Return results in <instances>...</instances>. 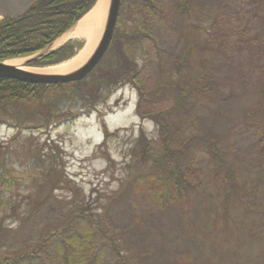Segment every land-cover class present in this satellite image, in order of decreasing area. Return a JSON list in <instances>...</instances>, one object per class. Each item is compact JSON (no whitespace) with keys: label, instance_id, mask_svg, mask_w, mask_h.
I'll list each match as a JSON object with an SVG mask.
<instances>
[{"label":"rangeland","instance_id":"rangeland-1","mask_svg":"<svg viewBox=\"0 0 264 264\" xmlns=\"http://www.w3.org/2000/svg\"><path fill=\"white\" fill-rule=\"evenodd\" d=\"M34 1L0 0L1 17L23 13ZM156 1L158 12L151 3L121 0L117 21L124 38L135 41L123 46L139 69L135 80L151 92L140 101L145 118L137 114L134 88L100 87L90 111L77 91L56 97L55 124L46 132L16 134L0 125V255L47 240L32 264H62L56 231H64L94 241L96 251L84 253L82 264L263 263L264 122L256 106L264 88V2ZM116 59L110 50L95 74ZM95 74L79 90L92 86ZM180 104L185 109L177 110ZM166 110L168 124L179 129L175 143L188 146L186 163L201 182L185 203L177 196L157 200L155 179L143 170L150 164L128 167L125 156L140 132L159 150L147 115ZM47 139L59 151L45 147ZM75 261L70 256L69 264Z\"/></svg>","mask_w":264,"mask_h":264},{"label":"trees","instance_id":"trees-1","mask_svg":"<svg viewBox=\"0 0 264 264\" xmlns=\"http://www.w3.org/2000/svg\"><path fill=\"white\" fill-rule=\"evenodd\" d=\"M96 1L35 0L33 5L21 15L3 19L0 21V61L13 57H26L40 52L73 27L94 6ZM141 1L144 4H153L151 8L158 12L155 4L160 2L156 0ZM261 2H264V0H261ZM122 6L123 4L121 3L120 14ZM261 24H264V20ZM135 38H138V36H135ZM125 42L132 44L135 41L133 38H124L122 30L117 25L109 49L105 53L106 55L110 50H113L117 57L115 65L110 70H102L96 74L95 71L98 69L99 64L95 66L87 75L89 77L95 74V85L87 86L84 90H79L78 87L84 79L59 84H30L10 78H1L0 125L6 124L14 128L16 134H20L22 131L33 132L34 130L46 132L55 124L53 120H55L56 115L52 111V104L56 97L64 94L63 92L77 91L80 98L85 103H88L87 111H90L91 109H97L95 105L98 101L93 102V100H95L97 90L100 87H108L111 91L123 86L134 88L138 93L139 100L138 108L136 109L137 114L141 118H145L146 116L139 111L140 101L146 94H151V92L142 90L135 80L139 69L125 55L123 50ZM82 45L83 41L69 40L45 56L31 61L28 65L43 67L58 64L72 57ZM182 62L183 56L179 58V63L182 64ZM179 91L182 94H187L186 90L180 89ZM182 107L185 109L183 104L178 105L176 109L180 111ZM256 110L264 122V88L261 91ZM168 113L169 110H166L147 115V118L151 119L157 126L159 150L153 148L151 140H148L144 133L140 132L136 143L129 150L127 149L125 156L129 157L128 167L136 163L142 165L150 164L143 170L155 179V183L150 184H152V190L157 200L166 203L174 200V196H177L179 199L185 200V203L188 201L189 196L201 186V182L194 173L192 166L186 163L185 154L188 146L184 143L181 145L175 143L176 140L174 139L179 129L168 124L166 120ZM78 115L80 113L72 115L70 119L73 120ZM41 121L42 123L39 124ZM105 135L110 134L105 131ZM47 141H51V144L44 142L45 147L50 151H52V148H56L59 151L58 144L55 145L53 143L54 140L47 139ZM259 143L262 150L261 156L264 159V129ZM176 146L177 148H175ZM213 147V145H209V148ZM215 155H218V153L215 152ZM219 163L223 167L222 162L219 161ZM61 174L60 178H58L59 182L63 178V172ZM226 174V182L227 176L232 179L228 190L234 191L233 176L227 172ZM226 182L222 181L221 183L222 185L224 184L225 188H228ZM223 203L225 205L230 204L227 198H223ZM222 216L223 218L227 217V207ZM1 231L2 228L0 227ZM78 235H66L64 231H56V236L61 241L62 264H69L70 256L76 260L74 264H82L84 258L89 259L88 255L96 251L92 239L83 234H80L82 237H78ZM46 244L47 240H44L37 246L32 247L30 251H19L15 255H0V264H23L24 259L27 264H32L33 260L41 258V253L44 251ZM86 252L87 256L84 255ZM262 260V264H264V258Z\"/></svg>","mask_w":264,"mask_h":264},{"label":"water","instance_id":"water-1","mask_svg":"<svg viewBox=\"0 0 264 264\" xmlns=\"http://www.w3.org/2000/svg\"><path fill=\"white\" fill-rule=\"evenodd\" d=\"M121 0H108V9L105 17V22L102 30V34L87 60L77 69L66 74H40L27 70H23L21 67H15L8 65L5 61H0V79L10 78L16 81H21L30 84H59L76 82L84 79L93 68L99 63L103 55L107 51L114 29L117 22ZM77 24L69 29L70 32L74 30ZM51 50V46L46 47L42 52H39L33 56L28 57L23 62V67L28 68V64L31 61H35L46 55Z\"/></svg>","mask_w":264,"mask_h":264},{"label":"bare ground","instance_id":"bare-ground-1","mask_svg":"<svg viewBox=\"0 0 264 264\" xmlns=\"http://www.w3.org/2000/svg\"><path fill=\"white\" fill-rule=\"evenodd\" d=\"M107 9L108 0H97L93 8L77 23L74 31L63 35L55 42L54 46H58L70 37H80L84 39V44L81 49H79L70 59L57 65L40 68L23 67L24 58L9 59L6 60L5 63L40 74H66L79 68L90 56L101 36Z\"/></svg>","mask_w":264,"mask_h":264}]
</instances>
